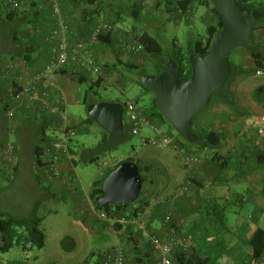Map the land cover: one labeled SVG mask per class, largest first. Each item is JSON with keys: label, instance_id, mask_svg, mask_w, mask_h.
Returning a JSON list of instances; mask_svg holds the SVG:
<instances>
[{"label": "rangeland", "instance_id": "1", "mask_svg": "<svg viewBox=\"0 0 264 264\" xmlns=\"http://www.w3.org/2000/svg\"><path fill=\"white\" fill-rule=\"evenodd\" d=\"M203 11V7L198 6V11L195 15V22H197V25H195V23L189 24L187 21H182V23L177 26L178 28H176L173 21H168L164 25V19L160 16V13L157 16L138 20L128 16L127 21L125 20L124 23L127 26L136 28L140 32H147L153 37L158 38L160 43L165 48H170L169 43L172 42L174 37H177L181 47L183 49H187L190 40H199L200 37H204L206 34V27L200 20ZM23 27L24 22L21 21L20 18L9 21L4 14L0 13V55L9 54L20 56L16 55V53L12 50L11 40L14 31H20L19 36L20 39L22 38L25 31L22 32L20 29H23ZM26 27L28 29L32 28L30 24ZM123 31L125 32V30ZM20 43L22 44V39ZM237 53L242 55L240 63L243 66H241L246 70L251 69L252 67L248 65V61L250 60L248 51L246 49H240ZM155 62H157V59H144L141 61V64L147 67L148 73L153 74L155 72ZM107 63L108 62L104 61L100 63L101 70ZM119 72L124 76L122 84H119V74L110 72L109 81L104 80L102 87L98 89L99 94L95 99L119 103L122 105L128 102H136L140 108L149 107V104L153 100V94H144V92H142V88L138 84V71L130 72L129 69L127 70L125 67H120ZM101 77H104L103 74L100 77L93 76V79L97 80ZM236 85L237 83L234 85V89L236 88ZM261 86H264V76L260 77L252 74L241 82L239 89L235 92L238 106L246 115L243 121H240L242 117L241 115H237L228 109L226 110L224 106L220 105L218 102H214V104H212V106L198 118L199 121H204V123L206 125L208 124V126L211 125V127H214L215 129L223 128L226 130L228 133V141L224 147H226L225 156L228 159L235 155V149L238 147L236 144H238L239 139H241V130L243 126L248 123L247 119L253 115L263 114L260 111H264V106H260V108L257 109L255 108L256 105L252 100L254 90ZM66 95L68 99V113L72 117V120L78 124L80 128V132L75 139L77 149L94 148L101 140V129L96 123V125L93 124L92 127H88L86 124L84 125L88 115L86 111L87 106L84 105L82 101L83 92H81L80 86L73 82L67 89ZM125 120L129 126L128 116L126 113ZM5 124L6 114L3 108L0 107V135L3 133ZM22 125L23 123L21 122L20 126ZM161 131L166 133L170 131L174 135L177 134L178 136L174 127H172L168 122L164 125ZM142 135L151 136L154 135V133L146 126L143 128ZM17 137L18 135H16V140ZM179 139L188 146L183 138L179 137ZM35 142L36 139H34V143ZM17 143L19 148H24V151H27L24 154L22 152V161L17 167V171L15 173L16 176L14 175L10 183L8 182L0 186V214L20 219H28L33 216L36 203H39L38 188L39 185L43 186V182L35 177V170L31 167L30 157L28 155V146L26 145L28 142L25 141L24 145L23 143L20 144L18 141ZM222 143H224V139H222ZM133 147L135 150H133ZM173 151L174 150L171 148L160 150L153 149L152 147H143L141 136L134 135L131 140L123 144L118 151L102 156L99 162H80L77 165L76 177L82 187V190L80 191L82 193L89 191L93 181L97 177L105 173L107 174L116 166L118 162L129 157H134L141 160V168L144 170L143 174L145 177L143 194L145 192L148 195L147 198L149 199L150 204H152V202L159 204L162 200L169 202L170 204L175 192L183 185L185 179H183V181H179L177 179L172 180V183L174 185L176 184L175 187L169 193L166 191L164 192V190L161 189L160 184H157L159 183V174L162 171L161 161L159 159H152V157L153 153H157V156L170 154L172 159L174 157L178 164H182L181 157H178V155L174 153L175 151ZM166 156L167 158H170L169 155ZM174 168L176 169L172 173L174 175L173 178L175 177V173L179 167H175L174 165ZM183 171L184 169L182 168V172ZM37 180L39 183H37ZM152 183H156V185L153 186ZM240 187L245 188L241 184L240 186L235 185L233 188L241 191ZM218 192H221V190L217 191L216 195L219 194ZM62 199L63 197L56 201L57 204H59L58 207H47V209L42 206L40 202L38 214L39 216L44 217L41 228L46 236V246L41 250L33 249L29 251L16 246L7 253H0V262H2V264H83L84 260L90 258L93 254L94 255L91 256V259L96 261L98 255L104 252L106 248L111 245L113 241L111 231L114 232V234H121L119 233L120 230L116 228L117 225H113L111 221L100 220L96 222V220H90L89 225H87V221H83L84 218L77 212L75 206L76 202H74V197H72L71 192H69L67 194V198H65L66 204H60L63 201ZM254 207L258 208V206H250L248 204L244 207L240 204L231 207V212L229 210L227 214V225L232 226L233 224H236V219H239L241 222H245L255 230L259 227L264 228V210L262 213L259 209L255 210ZM100 214L103 213L100 212ZM254 214L256 215L255 221L257 224H252L249 219V216ZM111 220L115 219L111 218ZM104 222L109 224V229L111 230L110 232L107 228L101 227ZM159 225L163 226V222H159ZM243 233L244 231L240 230L235 232V234H242V236L245 235L246 232L244 234ZM66 238H71L73 243L69 239L66 246L70 250L65 251L63 250L62 243ZM213 238H208L209 243ZM142 241V244L144 245L148 243L147 241ZM73 244H76V246L74 247ZM125 249L127 250V246H125ZM243 261L244 263H242ZM240 263L247 264L245 254H242V260H240Z\"/></svg>", "mask_w": 264, "mask_h": 264}, {"label": "built area", "instance_id": "2", "mask_svg": "<svg viewBox=\"0 0 264 264\" xmlns=\"http://www.w3.org/2000/svg\"><path fill=\"white\" fill-rule=\"evenodd\" d=\"M36 0H0V12L5 14H25ZM157 0H141L144 10H150ZM183 0H168L172 14L180 20L188 19L190 11L181 7ZM53 14L52 26L48 34L43 35V42L49 45L48 61L37 72L31 70V61L26 57H15L9 54L0 55V80L3 94L2 107L6 114V136L0 147V185L12 180L19 165V148L16 140L20 123L24 119L40 120L45 123L42 141L38 144L39 159L35 162L38 180L50 191L57 200L71 192L72 196L83 199L76 204L77 212L87 221H111L120 227V233L129 238V227L140 233L143 240L150 243L156 255L155 264H174L172 255L176 250L188 249L186 239L169 231L164 238L157 236L149 228L150 212H144L140 217H126L111 220L106 214H100L90 199L89 192L82 193V187L76 177L75 139L79 133V125L69 115L68 99L63 90L60 77L63 70H83L92 76H101L100 63L94 55V47L106 36H113L124 52L141 55V46L136 36L124 32L109 21H100L92 28L87 39H79L71 27V17L62 8L61 0H49ZM24 47L29 48L23 38ZM206 43V39L203 41ZM39 50V48H38ZM41 51V50H40ZM259 71L257 75H263ZM125 113L133 135L142 136L143 128L149 127L154 137L143 139V147H155L160 150L173 149L182 151L180 144L173 136L151 125L145 118L142 108L135 102L125 103ZM241 130V135L251 153H264V114L253 115L247 119ZM213 150V149H212ZM209 151L204 154H187L182 157V164L188 177L186 182L175 192L170 201V210L165 214V220L173 217L175 201L189 192L195 176V170L201 163L210 158ZM211 155L215 153L212 151ZM91 191V190H90ZM143 194V192H142ZM145 197H148L147 194ZM127 238V239H128ZM32 245L27 244V250ZM29 257V255H28ZM125 246L120 242L112 253L105 254L103 264H125Z\"/></svg>", "mask_w": 264, "mask_h": 264}, {"label": "trees", "instance_id": "3", "mask_svg": "<svg viewBox=\"0 0 264 264\" xmlns=\"http://www.w3.org/2000/svg\"><path fill=\"white\" fill-rule=\"evenodd\" d=\"M105 0H75L76 4L79 2H84L86 5L91 6L93 8H96L98 10V7L102 2ZM110 1V0H109ZM141 1V0H140ZM140 1L136 2L130 7V17L134 19H141L143 16V11L144 9L140 5ZM37 2L39 1H34L29 8V11L26 12L25 14H5L2 13L6 16V18L9 21H13L17 18H20L21 21L26 22L29 21L30 19L33 20L31 17L39 16V14H34L35 12V7L37 8ZM238 3L241 7L244 8H249V9H256L262 12L263 17L261 20H259L253 29V39L252 42L245 47H241L238 49H235L230 56V65H231V77L227 84L218 92H216L213 97L210 105L197 114L194 119H193V126H192V131L202 137H207L210 133L216 132L220 135L221 137V142L217 147H213L209 144H204V145H193L189 142H187L185 139V142L188 144V146L192 148H196L198 151L202 150H212V149H218L222 147V139L228 138V133L226 132L225 129H211L207 127V125H204L200 123L198 120L199 116L205 113L211 106L214 104V102H218L220 105L224 106V108L227 110H230L234 112L237 115H241L240 121H243L244 117H246L245 113L242 112L240 107L238 106L237 100H236V95L234 92V85L239 81V79L243 77H248L249 75L252 74H257L259 71H262L264 73V44H262V41L259 39L257 36V32L262 28V25L264 24V0H238ZM194 4V0H183L181 2V7L185 9V11H190L192 9ZM199 5H204L207 6V8L212 12L213 14V25H210L207 29V34H206V43L204 44V40L199 39V40H190L188 43V48L183 49L180 45L177 43H173L170 48H165L163 45L160 43L159 39L156 37H153L147 32H139L138 35L136 36V39L138 40V44L141 46V55L139 56H133L134 61L131 62H123L120 61L115 66H111L110 64H106L102 67V74L104 77L98 78L97 80L93 79V76L86 71L83 70H75L73 71L72 69L70 70L72 72L71 80L72 82L77 83L80 88L81 92H83V104L87 106V108L96 103L103 102V100H98L95 99L98 96V89L102 87V83L104 80L110 79V72H115L119 74L120 79L124 78L123 74L119 72L120 67H125L127 70L129 69L130 72L132 71H138L137 75L139 76L138 84L142 88V92L144 94L151 93L150 91L147 90V88L144 87L142 84V77L145 75H159L161 72L164 70L166 64L169 61H174L177 65V76L178 79L180 80H186L190 77L192 74V68H191V63H190V56L193 54H199V55H205L208 53L210 50V47L216 38V36L219 34L221 31L224 21L218 10L215 8L212 0H199L198 1ZM165 6L168 8V11L172 13V10L169 9V3L168 0H157L155 5L151 7L152 9L160 8L161 6ZM63 8V5H62ZM1 13V12H0ZM122 13V14H121ZM117 13L118 21L119 22H124V19L121 18L124 12ZM35 15V16H34ZM90 16V13L85 14L84 20L88 19ZM190 16V15H189ZM190 18V17H189ZM188 18V19H189ZM179 19V18H178ZM88 22L89 19H88ZM110 23L114 25H118L117 21H109ZM19 34L14 33L12 34V40L14 42L21 41L20 37L18 36ZM101 42H106L108 45L111 46H116L117 42L116 39L111 38V36H106L100 40ZM118 45V44H117ZM240 49H246L248 51V56L249 58L253 61V68L246 70L242 66L236 65L233 63L232 55L237 52ZM33 51L32 46L29 45V48L26 49H21L20 54L26 58L29 56L27 54L31 53ZM21 56V57H22ZM144 59H157L156 66H155V72L153 74L148 73L147 67L145 65L141 64V61ZM63 73H69V70H63ZM98 77V76H96ZM100 77V76H99ZM152 102L149 104V107L147 108H142V111L144 113V116L146 120L153 126L157 127L159 130L163 129L164 125L168 122L163 114L161 113L156 98H152ZM253 99L257 103H262L264 101V86L258 87L254 90L253 92ZM136 103V102H135ZM123 107H125V104H123ZM5 112V111H4ZM37 126L34 128V137L36 139V142L34 143V148H33V159L34 162H36L39 159V152H38V144L39 142L42 141L43 137V132L45 130V123L44 121L37 120ZM169 123V122H168ZM87 125L88 127H92L95 122L89 118H87L84 122V125ZM170 124V123H169ZM171 125V124H170ZM172 126V125H171ZM173 127V126H172ZM101 129V128H100ZM80 132V128H79ZM168 135L170 136H175L174 138L176 139V142L180 144L181 149L183 150L184 144L180 139L182 138L180 135L177 136L171 133L170 131L167 132ZM132 130L130 126L127 125V122L125 120V130L118 135H110L106 132H104L101 129V140L95 146L94 148L91 149H78L76 152V165H78L80 162L84 163H97L100 161L102 156L112 154L120 149V147L129 142L131 138L133 137ZM4 142V141H3ZM3 142L1 146L3 145ZM245 142V141H244ZM0 146V147H1ZM133 150L135 148L133 147ZM237 152L242 155V158L244 160H256V164L260 165L264 161V153L257 152V153H251L249 149L244 146V149H240V152L237 149ZM212 159L215 162H219L222 164L223 168H230L231 167V159L232 158H225L219 153H215L212 157ZM134 162L139 165L140 168V173L142 175L143 179V185L145 183V177H144V170L141 168V160L134 158V157H129L125 160H122L116 164V166L111 169L107 174H103L99 177H97L91 187L90 191V199L93 202L95 209L98 212L104 213L109 215L110 218L112 219H120L123 217H126L128 219H133L136 217H140L144 212L149 211L150 212V219L149 225L152 221H157V222H163V224H166L169 226V230H176L177 224L173 218L170 221L165 220V214L170 210V204L169 202L166 203H161L158 204L157 207H151L150 201L147 197L144 196V194L141 193L139 200L137 203L134 204H126V205H120V206H108L106 208H102L99 204L100 199L104 195L103 191V185L105 182V179L107 176L115 170L119 165H121L124 162ZM248 162V161H247ZM147 169V168H146ZM17 171V170H16ZM196 176H194V180L192 182L191 187L196 185ZM217 181H222V180H217ZM204 185V184H202ZM1 186V185H0ZM205 186V185H204ZM191 187L189 189V192L184 195L183 197L179 198L178 200L175 201V206L177 205V202L182 199L184 200L185 198L189 197L192 195ZM218 201L220 200L219 198H216ZM217 200H210L208 202V205L206 206L207 209H209L210 212H212L209 215H212V218L210 219L213 223L216 225H219V223H225L227 220V214L230 209V205H220ZM40 208V202L36 203L35 210L33 213V216L28 218V219H20L16 218L13 216H5L0 214V253H7L14 247L18 246L23 248L24 250H27V244L32 245V250L37 249L41 250L46 246V236L44 231L41 228V224L43 222V218L39 216ZM85 221V220H84ZM150 227V226H149ZM117 229H120L119 226L116 227ZM175 232V231H174ZM128 245L127 249H125V257L126 261L125 264H155L156 261V255L154 252V249L151 247L150 243H146L145 245L143 243V238L140 233L134 232L133 227H129L128 229ZM193 238H190L189 240L192 242H195L197 239V235L192 236ZM161 238V237H160ZM208 238L209 236L203 237V240L205 243H208ZM70 241L73 240L71 238H66L63 243L62 247L64 250H70L67 246L66 243L68 240ZM191 242H188L190 244ZM188 249H178L176 250L173 255H172V260L174 264H205L202 259H199V255L195 254V250L191 244L189 245ZM242 249L244 248L243 252L241 253V257L239 258V261L237 264H241L240 260H242V254L248 253L249 256H246L247 264H256L258 261L262 259L264 256V229L263 228H257L254 233L245 241L241 243ZM201 248V246H200ZM73 249V248H72ZM205 249V248H203ZM213 253V252H211ZM207 255H210L208 252ZM222 255V252L220 255L215 254L212 258L211 264H218L217 261L220 259V256ZM229 255V254H228ZM102 256V255H101ZM230 256H232L230 254ZM202 258V257H201ZM208 257L205 260L206 262L208 261ZM226 264H233L232 259L224 261ZM244 263V261L242 262ZM0 264H2L0 262ZM98 264H103V261L99 262ZM235 264V262H234Z\"/></svg>", "mask_w": 264, "mask_h": 264}, {"label": "crops", "instance_id": "4", "mask_svg": "<svg viewBox=\"0 0 264 264\" xmlns=\"http://www.w3.org/2000/svg\"><path fill=\"white\" fill-rule=\"evenodd\" d=\"M37 1L39 2H37L38 3L37 8L35 7L34 14H39V16L34 15L35 17H31L33 18V20L30 19L29 21L24 22L23 29H20L22 30V32L25 31L22 36H24V39L28 42L29 45L32 46L33 49L31 53L27 54L29 56L28 59L31 61V70L33 72H37L41 70L48 61L50 47L49 45H46L43 42V35L49 33L53 21V14L51 11L49 0H37ZM198 1L199 0H194L193 7L192 9H190L189 19H183V20L178 19V17L170 13L168 11V8L163 5L160 8L150 9L149 11L144 10L141 19L157 16L160 13V16L164 19V25L168 21H173L176 25V28H178L177 26H179L182 23V21H187L189 24L195 23V25H197V22H195V15L197 14L196 12L198 11V6H202L204 11L202 13L200 20L205 25L206 34H207L208 27L210 25H213V14L207 8V6L199 5ZM136 2H138V0H110V1L105 0L100 4L98 10L96 8L86 5L84 2H79L76 4L75 0H61V5H63L64 13L67 16L71 17V27L73 32L76 34L77 38L82 40V39H87L89 37L92 28L95 24H97L100 21H112V20L114 22L117 21L118 23L117 26L122 30H125L126 33L128 31L130 35L137 36L139 32H137L138 30L136 28L125 25L124 23L125 21L122 23L119 22L118 17L116 16L117 13L124 12L121 18L124 19L125 17L124 20L127 21L128 16H130L129 9ZM87 13H90V16L88 18L90 22H88V19L84 20L83 16ZM28 24L32 26L31 29H28L26 27ZM19 32L20 31H15V33L17 34H19ZM206 34L204 37H200V39L204 40L206 38ZM257 36L262 41V44H264V24L262 25V28L257 32ZM111 38L115 39V37L113 36ZM174 42L181 46L178 38L174 37L172 39V42L169 43V47ZM22 44L20 43V40L17 42L11 40L12 50L16 53V55H20L15 57L20 58L22 56L20 54L21 49L22 48L25 49L24 42H22ZM117 44L116 46H111L108 45L106 42H101V41L98 44H96L94 47V55L98 60V62L101 63L104 61V62H108L111 66H115V64H117L120 61H123L125 63L134 61L135 58H133L132 55L124 52V50L121 48L118 42ZM241 57L242 55L235 52L232 55V59H233L232 61L234 62V64L241 66L242 65L240 63ZM248 65L251 66L252 68L254 67L253 61L251 59L248 61ZM71 76H72V72L70 70L69 73L67 74L66 73L61 74L60 83L63 90L65 91V94L69 86L73 83L71 80ZM255 76L261 77L264 76V74L263 75L255 74ZM246 78L247 77H243L239 79L236 88L235 89L233 88L234 92H237V89H239L241 82ZM119 84H122L121 80L119 81ZM2 94H3V90H2V83L0 80V107H2V103H1ZM252 100L256 105L255 108L259 109L260 106H264V101L260 104L255 102L254 99ZM260 112L264 114V111H260ZM22 123L23 125L20 126L19 131L17 132L18 135L17 141L20 142V144L23 143V145L25 144V141L28 142V144L26 145L28 146L27 148H28V155L30 157V163H31V167H33V170H35V177L37 178L35 162L33 159V148H34V139H35L33 134H34V128L35 126H37V122L28 118V119H24ZM200 123L206 125L204 121L203 122L200 121ZM207 127L208 129L209 128L215 129L214 127H211V125L208 126V124ZM1 135H0V146L6 136V124L4 125L3 133ZM153 137L154 135L151 136L142 135L141 139L143 142V139H150ZM227 141L228 138L224 140L222 147L218 149H213L211 150V152L209 151L210 158L205 159L201 163V165L197 167L195 170V176L197 181H196V185L195 186L193 185L191 187L192 195L185 198L184 200L180 199L173 210L174 212L172 218L173 220H175L177 224L176 225L177 228L176 230H174L175 235L186 239L187 242H191L190 244L191 246H193L195 250V254L200 256L198 260L202 259L203 262H205V264H211L212 263L211 258L215 254L220 255L221 252L222 255L220 256V259L217 261L218 264H226L224 263V261L227 260L230 261V259H232L233 264L234 262L235 264H237L239 258L241 257V253L244 250V248L242 249L241 247V243L245 242L255 230L254 228H251L249 225H247L245 222H241L239 219L238 220L236 219V224H233L232 226L227 225L228 220H226L225 223H219V225H216L210 220L212 218V215L209 214H211L212 212H210L209 209L206 208L210 200H217L216 198H219L220 200L217 201L219 202L220 205H228V206L230 205V209H229L230 212L232 210L231 207L236 206L238 204H240L242 207H244L246 204L250 206L251 205L258 206V208L254 207V209L255 210L259 209L262 213L264 210V161L262 164L258 165L256 164L257 162L256 160L253 161L247 160L248 161L247 162L242 158V155L237 152V149L240 152V149L241 150L244 149V146L246 148L247 144L246 142H244V139L241 135V139H239L238 144H236V146L238 145V147L237 149H235V155L231 159L232 160L231 167L223 168L221 163L215 162L212 159L213 156L211 155V153H213L212 151H214V153H219V155L226 158L225 156L226 147L224 146L227 144ZM152 148L157 149L155 147ZM26 151L27 150L24 151V148L22 149L19 148V158H20L19 163L22 161V156ZM174 153H176L178 157H181V162H182V157L184 155L204 154V151L202 150L198 151L196 148H192L190 146L185 145L183 146L182 151L180 152L175 151ZM166 155L170 156V154H163L157 156V153H153L152 159L153 158L159 159L161 161L162 171L159 174V183L157 184H160L161 189L164 190V192L166 191L167 193H169L171 190H173V188L176 185L172 183V180L177 179L179 181H183V179H185L186 182L188 174L181 163L178 164V162H176L174 157L173 159L171 158V156L170 158H167ZM174 165L175 167H179V168H177L178 170L175 173V177L173 178L174 175L172 173L176 169L174 168ZM182 168L184 169L185 173L184 171L182 172ZM219 179L222 181H217ZM37 183H39L38 180ZM202 184H204L205 186ZM240 184L245 187V188L240 187L241 191L233 188L235 185L240 186ZM152 185L154 186L156 185V183H152ZM38 189H39L38 192L39 202H41L42 206H44L46 209L47 207L48 208L54 206L58 207L59 204H57L56 202L57 199L50 194V191L44 185L43 186L39 185ZM90 190L87 191L89 192V194H90ZM219 190H221V192H218L219 194L216 195L217 191ZM72 197H74V202H76V204L79 201L81 202L83 201V199H81L80 197L79 198L77 196H72ZM65 198H67V194L66 196L63 197L62 199L63 201L62 202L60 201L61 202L60 204L62 203L66 204ZM153 203L154 202H152L151 206H154V208L157 207L158 203H154V204ZM161 203H166V201L162 200L161 202H159V204ZM42 218L44 220V217ZM249 219L251 220L252 224L253 223L257 224V222L255 221L256 220L255 214L250 215ZM97 221L100 220H96V222ZM149 226L152 229V231L161 238H164L166 234L169 231H171L168 228L169 226H167L166 224L160 226L159 222L157 221H152ZM101 227L107 228L109 232L111 231L109 229V224H107V222L102 223ZM239 230L244 231V233L246 232L245 235L242 236V234L241 235L235 234V232ZM111 233L113 237V241L111 245L107 247L104 252L98 255L96 261H93V259H91L92 258L91 256L94 255L93 254L90 256V258L84 260L83 264H98L99 262L104 261L105 254L112 253L114 247L118 245V243L120 242L124 243L125 246L128 245V241H127L128 237H126V235L116 234V233L114 234V232L112 231ZM194 235H197L198 237L195 242H192L189 239L193 238L192 236ZM205 236H209L211 238L214 237V238L210 241V243L209 241L208 243H205L203 240V237ZM73 246L75 247L76 244H73ZM208 252L210 253V255H207ZM230 254L232 256H230ZM246 256L248 257L249 254L247 253ZM207 257L209 259L206 262L205 260L207 259ZM256 264H264V256Z\"/></svg>", "mask_w": 264, "mask_h": 264}, {"label": "water", "instance_id": "5", "mask_svg": "<svg viewBox=\"0 0 264 264\" xmlns=\"http://www.w3.org/2000/svg\"><path fill=\"white\" fill-rule=\"evenodd\" d=\"M212 2L224 24L207 54L190 56V77L178 79L177 65L171 60L161 74L145 75L141 81L156 98L161 113L178 135L193 145L217 147L221 142L220 135L212 132L202 137L194 133L193 119L227 84L232 75L231 53L252 42L254 26L263 14L256 9L241 7L238 0ZM86 111L88 118L110 135H118L125 130V108L122 104L103 101L90 105ZM103 191L99 201L102 208L137 203L143 191L139 165L130 161L119 165L105 179Z\"/></svg>", "mask_w": 264, "mask_h": 264}]
</instances>
